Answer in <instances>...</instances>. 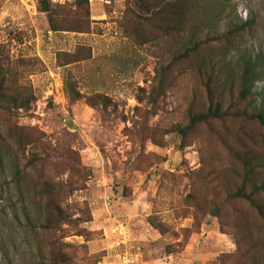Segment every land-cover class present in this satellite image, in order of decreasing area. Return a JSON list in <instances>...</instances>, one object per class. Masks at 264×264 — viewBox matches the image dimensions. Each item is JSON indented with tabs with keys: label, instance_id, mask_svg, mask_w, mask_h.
<instances>
[{
	"label": "trees",
	"instance_id": "16d2710c",
	"mask_svg": "<svg viewBox=\"0 0 264 264\" xmlns=\"http://www.w3.org/2000/svg\"><path fill=\"white\" fill-rule=\"evenodd\" d=\"M38 8L55 32L92 31L90 0H39ZM222 12L221 0H127L120 28L133 44L150 47L159 64L150 87H140L137 95L147 106L135 107L133 127L124 131L143 150L148 142L165 148L170 134L181 137L182 148L197 144L201 165L190 175L187 197L196 229L204 216H216L238 246L235 253L221 255L220 263L264 264V54L242 49L257 19L235 21L217 33L214 25ZM205 27L211 30L203 35ZM220 43L221 48L211 49ZM234 50L235 61H227ZM92 56L91 47L79 45L58 53V62L76 64ZM40 66L39 58L13 60L9 46L0 43V176L6 199L32 248L30 264H99L101 254L80 255L63 240L70 232L88 233L89 203L71 197L91 170L69 142L54 144L39 128L20 123L37 101L29 76ZM66 89L71 103L84 100L104 122L118 110L110 94L81 92L71 76ZM170 92L180 115L172 117L167 109L151 124ZM140 154L145 169L160 160ZM149 220L160 233L169 229L155 215Z\"/></svg>",
	"mask_w": 264,
	"mask_h": 264
},
{
	"label": "rangeland",
	"instance_id": "374dc122",
	"mask_svg": "<svg viewBox=\"0 0 264 264\" xmlns=\"http://www.w3.org/2000/svg\"><path fill=\"white\" fill-rule=\"evenodd\" d=\"M52 1L65 4L72 0ZM221 2L223 12L214 31L223 33L235 21L257 19L242 49L264 54V0ZM38 3L0 0V43L9 46L13 60L42 61L29 76L37 101L31 115L22 116L20 123L39 128L54 144L57 140L69 142L91 170L71 197L89 203L92 220L85 224L88 233L78 236L70 232L63 240L72 243L80 255L101 254L99 264H221V255L235 253L237 243L211 214L204 216L196 229L197 219L187 202L192 191L190 175L201 165L197 144L182 148L181 137L170 134L165 148L148 142L143 150L124 131L133 127L135 107L147 106L138 102L137 95L140 87H150L159 64L150 47L133 44L121 30L119 21L127 10V0H90L89 33L51 30ZM210 30L205 27L203 35ZM79 45L91 47L92 58L60 65L58 53L73 52ZM223 45L210 47L216 51ZM236 55L234 50L227 61ZM69 76L81 92L110 94L118 101V110L104 122L84 100L71 103L66 89ZM163 105L164 110L151 124L167 109L172 117L182 111L171 92ZM68 119L73 121L70 127ZM142 152L159 155L160 160L145 169L144 161L138 160ZM6 192L0 176V264H30L32 248L18 226L16 210ZM152 215L168 225L165 233L152 226Z\"/></svg>",
	"mask_w": 264,
	"mask_h": 264
},
{
	"label": "water",
	"instance_id": "95a60500",
	"mask_svg": "<svg viewBox=\"0 0 264 264\" xmlns=\"http://www.w3.org/2000/svg\"><path fill=\"white\" fill-rule=\"evenodd\" d=\"M73 121L71 119L66 120V124L70 127L72 125Z\"/></svg>",
	"mask_w": 264,
	"mask_h": 264
}]
</instances>
